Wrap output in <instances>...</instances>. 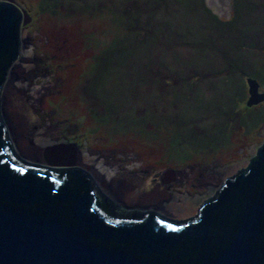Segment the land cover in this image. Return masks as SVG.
<instances>
[{"label":"rangeland","instance_id":"374dc122","mask_svg":"<svg viewBox=\"0 0 264 264\" xmlns=\"http://www.w3.org/2000/svg\"><path fill=\"white\" fill-rule=\"evenodd\" d=\"M13 1L30 20L0 111L21 160L49 167L70 143L116 213L187 222L264 145V101L248 106L264 0H231L229 18L203 0Z\"/></svg>","mask_w":264,"mask_h":264},{"label":"water","instance_id":"95a60500","mask_svg":"<svg viewBox=\"0 0 264 264\" xmlns=\"http://www.w3.org/2000/svg\"><path fill=\"white\" fill-rule=\"evenodd\" d=\"M204 1L230 17L231 0ZM29 20L0 2V94ZM248 85V106L262 103L259 79ZM48 151L64 154L61 145ZM104 196L79 169L21 160L0 111V264H264V145L187 222L121 216Z\"/></svg>","mask_w":264,"mask_h":264},{"label":"flooded vegetation","instance_id":"af4514ba","mask_svg":"<svg viewBox=\"0 0 264 264\" xmlns=\"http://www.w3.org/2000/svg\"><path fill=\"white\" fill-rule=\"evenodd\" d=\"M13 1V0H12ZM15 2V1H13ZM23 14V12H22ZM23 18L24 19H28V17L23 14ZM20 44H21V48H22V44H26L27 41H29V39H23V40H20ZM20 59V58H19ZM9 76V75H8ZM8 78V77H7ZM61 145V147L64 149V154L63 156L61 157H58V158H53V159H47L48 161V166L50 168H53V169H63V170H74V169H79L80 171L82 172H87L86 170H84L82 167H80V161H77L76 160V151H75V148H74V145L70 144V143H64V144H59ZM51 148V147H50ZM53 149V148H51ZM81 158V157H80ZM81 160V159H80ZM79 164V165H78ZM78 166V167H74V168H70L69 166ZM90 179H91V182L93 183V178L91 176H89ZM166 175L164 174L162 177H161V184L162 183H165L167 182L168 180H166ZM177 178V177H176ZM153 181H156L155 179ZM169 182V181H168ZM94 185V183H93ZM103 185L104 186H107V182H103ZM109 189L112 190V186L110 184H108ZM157 187V186H155ZM160 187V186H159ZM98 190V188H96ZM100 191V190H99ZM113 191V190H112ZM116 194V193H115ZM154 194V192H153ZM101 195L103 197H106L104 196L102 193ZM172 199V197H171ZM153 203H149V204H146V208L144 209H147L149 212L153 211V212H156L157 213V210L155 208L152 207ZM144 214V212H142ZM139 214V213H137Z\"/></svg>","mask_w":264,"mask_h":264},{"label":"trees","instance_id":"16d2710c","mask_svg":"<svg viewBox=\"0 0 264 264\" xmlns=\"http://www.w3.org/2000/svg\"><path fill=\"white\" fill-rule=\"evenodd\" d=\"M191 1H193V0H185V3H187V6L190 8L193 4H192V2ZM203 2H204V0H203ZM190 5V6H189ZM204 8L206 9V10H208L209 12H211L213 15H215L207 6H205V4H204ZM215 16H217V15H215ZM218 17V16H217ZM123 216V215H122ZM133 216V215H132Z\"/></svg>","mask_w":264,"mask_h":264},{"label":"bare ground","instance_id":"6f19581e","mask_svg":"<svg viewBox=\"0 0 264 264\" xmlns=\"http://www.w3.org/2000/svg\"><path fill=\"white\" fill-rule=\"evenodd\" d=\"M17 61V60H16ZM15 61V62H16ZM15 62L13 63V65L15 64ZM13 67V66H12ZM9 73V72H8ZM6 80H7V77H6V79H5V81H4V84H5V82H6ZM4 84H3V87H4ZM3 87H2V90H3ZM36 91V90H35ZM120 156V155H119ZM112 172V171H111ZM87 174V173H86ZM88 175V174H87ZM113 192V191H112ZM115 195V194H114ZM118 200V199H117ZM165 200V199H164ZM156 202V201H155ZM155 206V205H154Z\"/></svg>","mask_w":264,"mask_h":264}]
</instances>
